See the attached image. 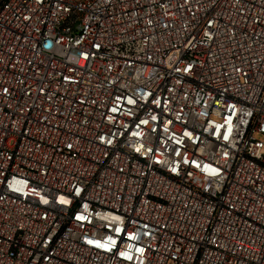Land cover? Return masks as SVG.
<instances>
[{"label":"built area","instance_id":"1","mask_svg":"<svg viewBox=\"0 0 264 264\" xmlns=\"http://www.w3.org/2000/svg\"><path fill=\"white\" fill-rule=\"evenodd\" d=\"M0 264H264V0H0Z\"/></svg>","mask_w":264,"mask_h":264}]
</instances>
